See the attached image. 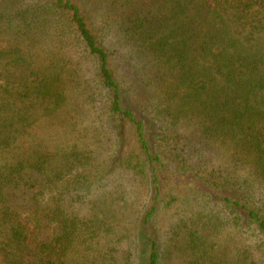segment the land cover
Masks as SVG:
<instances>
[{"label":"trees","instance_id":"trees-1","mask_svg":"<svg viewBox=\"0 0 264 264\" xmlns=\"http://www.w3.org/2000/svg\"><path fill=\"white\" fill-rule=\"evenodd\" d=\"M21 2L0 0L23 19L0 26V264H264V0Z\"/></svg>","mask_w":264,"mask_h":264},{"label":"rangeland","instance_id":"rangeland-1","mask_svg":"<svg viewBox=\"0 0 264 264\" xmlns=\"http://www.w3.org/2000/svg\"><path fill=\"white\" fill-rule=\"evenodd\" d=\"M21 5L19 6L16 4L19 9L22 12L29 11L33 8H40L42 4H44L47 0H21ZM91 6V3H89ZM102 18L105 24L109 26L111 30L114 32L116 31V24L114 23V18L110 17V15H101L99 16ZM24 18H27V21H30L28 19V15L24 16ZM23 19H20V16H16L13 14V11L10 9H7L5 6L0 8V26L3 28L2 31H4V35L6 39H13L18 35L19 27L23 25L22 22ZM135 50V48H130L131 51ZM134 63L139 68L142 76L145 79L146 82V92L150 96L152 95V100H155L158 97V93L162 89V85L160 83V71L159 67L156 65V63L152 60L151 57H148L146 55H141V53H135L134 55ZM204 126L200 119H187L183 121L178 126V133L180 136L183 137L184 140H190V142H193L192 140H198L201 137H205L204 135ZM192 139V140H191ZM210 142V141H209ZM218 202V201H216ZM215 202V203H216ZM233 234V233H232ZM231 234V238H232ZM221 235V233L219 234ZM217 235V236H219ZM256 237V238H255ZM252 237V239H248L244 244L247 246H255L258 242L259 236ZM126 241V240H125ZM124 243L119 244V247H123Z\"/></svg>","mask_w":264,"mask_h":264}]
</instances>
